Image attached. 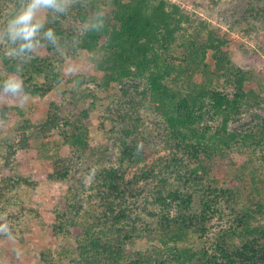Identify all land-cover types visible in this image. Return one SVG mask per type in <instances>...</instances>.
I'll return each instance as SVG.
<instances>
[{"label": "trees", "instance_id": "16d2710c", "mask_svg": "<svg viewBox=\"0 0 264 264\" xmlns=\"http://www.w3.org/2000/svg\"><path fill=\"white\" fill-rule=\"evenodd\" d=\"M12 2L18 0H0V23ZM257 10L264 12V3ZM98 11L104 13L103 31L81 36L82 22ZM50 26L59 46L44 48L46 56L36 53L25 66L30 95H44L63 80L65 58L85 55L92 68L70 78L69 94L51 102L38 124L25 121L19 140H5L3 168H12L16 151L27 147V131L34 129L43 137L56 134L69 147L71 157H52L49 176L70 177L71 164L89 148L96 89L123 95L104 111L110 132L117 131L115 160L93 166L90 184L81 183L89 192L82 202L72 194L67 211H55L53 232L73 238L69 263L264 264V223L253 224L264 218V91L259 82V90L247 86L254 76L232 61L228 39L169 0H74L70 12ZM0 64L14 71L11 63ZM147 111L155 116L154 129L139 128ZM158 133L165 155L138 167L145 160L143 143ZM132 166L137 170L127 177ZM219 169L230 173L225 182L210 178ZM34 183L1 176L0 201ZM215 220L222 221L210 237ZM145 237L159 245L128 248ZM193 237L202 244L195 246ZM64 250L40 257L58 264L53 253L64 256Z\"/></svg>", "mask_w": 264, "mask_h": 264}, {"label": "rangeland", "instance_id": "374dc122", "mask_svg": "<svg viewBox=\"0 0 264 264\" xmlns=\"http://www.w3.org/2000/svg\"><path fill=\"white\" fill-rule=\"evenodd\" d=\"M178 5L182 10L199 17L200 20L219 30L220 34L228 39V51L232 61L249 71L254 76L247 83L249 88L259 90L256 82L262 85L264 91V12H259L257 7L264 3L263 0H169ZM62 53V51H61ZM39 56H46L44 48L38 50ZM212 63L211 58L207 59ZM92 64L87 62L85 55H80L76 60L65 58L61 63L60 72L64 77L44 95H30L23 107L19 101L7 95H0V183L1 176L8 175L29 177L34 181L33 186L22 185L7 194L6 199L0 201V225L6 224L7 230H0V264H45L40 257L41 252L52 250L61 251L64 247L68 253L64 256L56 255L58 264H70L72 257L73 238L55 235L52 225L56 222L55 211H67V204L74 200L72 194L82 202V198L89 192L83 190L92 180L93 166L108 165L115 160V139L117 131L110 132L111 121L104 116L105 107L114 97H123L119 91L113 92L96 89L95 106L90 112L91 126L89 128V148L82 156V160L71 164V176L65 180L51 178L52 157L70 156L73 154L69 147L63 144L61 138L54 133L47 137L37 135L36 130L31 132L27 140V147L18 149L13 157L12 168H3L1 154L2 146L6 141L19 140L20 127L25 121L39 123L46 114L51 102L60 103L69 94L73 81L71 77L77 72H88ZM69 69H74L69 71ZM2 75L8 73L0 64ZM69 79V80H68ZM110 95V96H109ZM115 95V96H114ZM264 96V93H262ZM144 117L141 113L139 128L154 129L151 119L154 114L147 111ZM260 113L264 114V104ZM152 117V118H151ZM103 127V128H102ZM143 147L146 151L145 160L138 164L152 163L156 157L165 155L159 133L152 140L145 141ZM108 149V150H107ZM106 151V155H102ZM53 158V159H54ZM136 166L129 167L127 177H132ZM236 171V170H235ZM230 175L223 169L213 170L210 178H217L225 182ZM144 184V183H143ZM75 197V198H76ZM194 209L198 208V197L194 198ZM23 207V208H22ZM241 207V206H240ZM30 210L31 212H28ZM20 211H22L21 216ZM226 219V217H225ZM222 220L211 222L210 237L213 235L215 225H220ZM264 223L263 217H256L254 225ZM195 238V246H200L202 240ZM71 242V243H70ZM153 245H159L158 239L147 237L134 241L128 248L133 250H150ZM71 251V252H70Z\"/></svg>", "mask_w": 264, "mask_h": 264}, {"label": "clouds", "instance_id": "9594fccd", "mask_svg": "<svg viewBox=\"0 0 264 264\" xmlns=\"http://www.w3.org/2000/svg\"><path fill=\"white\" fill-rule=\"evenodd\" d=\"M73 3L74 0H18L4 8L0 23V59L11 63L14 71L0 78V94L17 99L23 107L30 96L22 77L25 66L32 62L38 50L58 48L60 37L50 24L67 15ZM104 27V13L98 11L82 22L80 34L98 33ZM0 230L6 231L7 225H0Z\"/></svg>", "mask_w": 264, "mask_h": 264}]
</instances>
